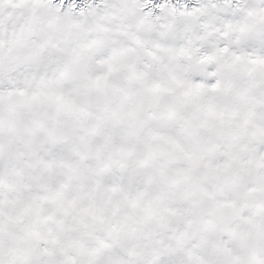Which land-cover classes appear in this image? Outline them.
<instances>
[{
    "label": "snow or ice",
    "instance_id": "1",
    "mask_svg": "<svg viewBox=\"0 0 264 264\" xmlns=\"http://www.w3.org/2000/svg\"><path fill=\"white\" fill-rule=\"evenodd\" d=\"M0 264H264V0H0Z\"/></svg>",
    "mask_w": 264,
    "mask_h": 264
}]
</instances>
